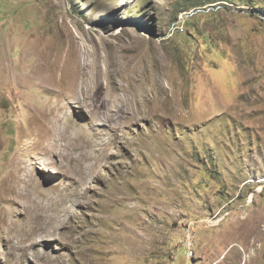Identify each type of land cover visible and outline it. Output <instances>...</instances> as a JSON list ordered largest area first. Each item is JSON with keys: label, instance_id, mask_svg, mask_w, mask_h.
<instances>
[{"label": "rangeland", "instance_id": "374dc122", "mask_svg": "<svg viewBox=\"0 0 264 264\" xmlns=\"http://www.w3.org/2000/svg\"><path fill=\"white\" fill-rule=\"evenodd\" d=\"M261 260L264 0H0V264Z\"/></svg>", "mask_w": 264, "mask_h": 264}, {"label": "bare ground", "instance_id": "6f19581e", "mask_svg": "<svg viewBox=\"0 0 264 264\" xmlns=\"http://www.w3.org/2000/svg\"><path fill=\"white\" fill-rule=\"evenodd\" d=\"M41 58L42 59H45V53H41ZM46 56H47V54H46ZM48 57V56H47ZM40 58V59H41ZM39 59V60H40ZM44 66H46L45 65V63H43V62H38L37 64H36V66L31 70V72L29 73V74H19L18 76L17 75H15V78L16 79H18V77H19V79H22V80H26V79H28L29 80V78H33V80L35 79L34 78V76H36L37 78L36 79H38V80H42V81H44L50 88H52L53 89V87H55V82L53 81V78H51V76L49 75H46V76H44V74L46 73V70H47V73H51L52 71H48V70H50L49 68H51V70H53L52 69V67H44ZM54 71V70H53ZM21 73V72H20ZM13 74H14V72H13ZM4 75H6L8 78H9V80L11 81V78L10 77H12L13 75H12V73L9 71H7V70H5L4 71ZM71 79H74L75 80V82H73L72 83V85H71V91H72V94H71V97L72 98H74V99H78L77 98V95L79 94L78 93V90H77V85L79 84V82L78 81H76L77 80V77L76 76H73V77H71V78H69V81L71 80ZM81 79V78H80ZM7 81V82H5V83H3L2 84V86H8V87H10L11 85H10V81ZM14 80V79H13ZM17 81V80H16ZM27 81V80H26ZM13 82V81H12ZM81 83H82V81H81ZM48 87V88H49ZM11 88H12V86H11ZM45 88V87H44ZM61 88V87H60ZM13 89V88H12ZM50 91V90H49ZM53 91V90H52ZM54 92V91H53ZM56 93V92H55ZM96 96V95H95ZM102 106V105H101ZM114 108V107H113ZM97 110V109H96ZM35 111V110H34ZM115 111V110H114ZM97 112H98V110H97ZM132 116V115H131ZM130 116V117H131ZM46 117V115H41V118H45ZM37 118V117H36ZM99 119V117H96L95 118V120H98ZM126 120V119H125ZM34 121H35V118H34ZM43 121V120H42ZM42 121H40V119H38L37 118V120L34 122L35 123V127H38V129H45L46 130V128L44 127V125L46 126L47 124H49L51 121H47L46 119H45V122L43 121V123H42ZM50 127V134H51V136H52V138L54 139V143H53V145H56V149H57V147H59V145L61 144V142H59V140L58 139H60V137H62L60 134H62V133H64V131H65V129H58L56 126L54 127V123H51V126H49ZM58 134V135H57ZM56 136H58L59 138H56ZM62 139H64V137H62ZM36 141H37V139H36ZM36 141H35V143H36ZM64 142H66V145L69 143V141H64ZM46 154V153H45ZM80 185H82V184H80ZM79 189H81V188H79ZM83 189V188H82ZM78 190V189H77ZM19 195V194H18ZM12 197H14V196H12ZM14 199V198H13ZM12 202V201H11ZM32 213V212H31ZM68 213V212H67ZM66 214V213H65ZM35 215V214H34ZM59 223H60V221H59ZM33 225V224H32ZM136 248V247H135Z\"/></svg>", "mask_w": 264, "mask_h": 264}, {"label": "crops", "instance_id": "0c3cea01", "mask_svg": "<svg viewBox=\"0 0 264 264\" xmlns=\"http://www.w3.org/2000/svg\"><path fill=\"white\" fill-rule=\"evenodd\" d=\"M258 264H264V260H261Z\"/></svg>", "mask_w": 264, "mask_h": 264}]
</instances>
